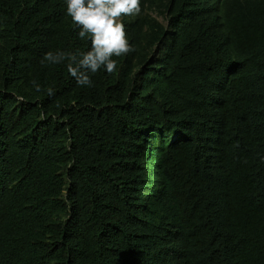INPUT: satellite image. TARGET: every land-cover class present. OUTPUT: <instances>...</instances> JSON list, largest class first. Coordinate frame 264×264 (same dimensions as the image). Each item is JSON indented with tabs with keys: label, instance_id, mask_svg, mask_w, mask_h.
<instances>
[{
	"label": "trees",
	"instance_id": "16d2710c",
	"mask_svg": "<svg viewBox=\"0 0 264 264\" xmlns=\"http://www.w3.org/2000/svg\"><path fill=\"white\" fill-rule=\"evenodd\" d=\"M165 13L81 87L63 0H0V264H264V0Z\"/></svg>",
	"mask_w": 264,
	"mask_h": 264
},
{
	"label": "clouds",
	"instance_id": "9594fccd",
	"mask_svg": "<svg viewBox=\"0 0 264 264\" xmlns=\"http://www.w3.org/2000/svg\"><path fill=\"white\" fill-rule=\"evenodd\" d=\"M65 14L71 18L78 31L77 37L89 43L86 51H46L41 62L64 64L68 74L81 87L93 85L92 76L99 70L114 74L118 70L115 57L127 55L135 48L126 33L121 17L141 12V0H63ZM36 91L40 85L33 81ZM48 95L54 94L47 89Z\"/></svg>",
	"mask_w": 264,
	"mask_h": 264
},
{
	"label": "rangeland",
	"instance_id": "374dc122",
	"mask_svg": "<svg viewBox=\"0 0 264 264\" xmlns=\"http://www.w3.org/2000/svg\"><path fill=\"white\" fill-rule=\"evenodd\" d=\"M166 4L167 0L155 1L154 3L141 1V12L139 14L127 17L122 16L121 19L122 21H132L137 18H146L150 21H155L165 27L167 24V17L165 13ZM149 166L150 164L147 165V168H149ZM148 172L149 169H147V174Z\"/></svg>",
	"mask_w": 264,
	"mask_h": 264
}]
</instances>
